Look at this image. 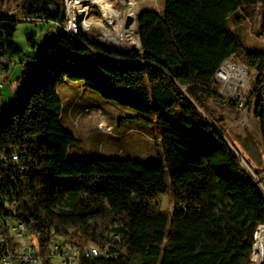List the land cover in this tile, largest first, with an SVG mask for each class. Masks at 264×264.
<instances>
[{"label":"trees","instance_id":"obj_1","mask_svg":"<svg viewBox=\"0 0 264 264\" xmlns=\"http://www.w3.org/2000/svg\"><path fill=\"white\" fill-rule=\"evenodd\" d=\"M22 3L42 23L64 17V0ZM257 4L264 0H164L161 13L138 17L141 46L127 56L91 42L81 28L71 35L49 22L60 33L36 59L27 93L0 108V216L3 200L15 203L14 219L41 252L56 239L107 249L80 264H254L264 190L250 145L264 153V50L247 49L235 28ZM2 21L19 20L0 18V53L12 57L20 53L12 42L15 28ZM231 57L255 70L247 105L262 147L253 139L230 141L220 129L222 114L209 106L241 113L213 79ZM65 81L135 111L130 119L157 122L171 211L157 202L168 191L161 160L68 159L81 142L59 120L58 84ZM14 153L20 163L12 161Z\"/></svg>","mask_w":264,"mask_h":264},{"label":"rangeland","instance_id":"obj_2","mask_svg":"<svg viewBox=\"0 0 264 264\" xmlns=\"http://www.w3.org/2000/svg\"><path fill=\"white\" fill-rule=\"evenodd\" d=\"M133 1L107 0V4L103 3L101 6L103 9V6L109 4L111 11L120 12V16L124 17L123 15L126 16L133 9L130 6ZM163 6L164 0H139L136 13L143 10L161 13ZM0 8L5 9L6 14L12 18L22 15V10L18 7L16 0H0ZM90 8L86 19L91 24L89 31H86L87 38L90 41H98L99 45L114 51L109 45L114 46L111 42L112 39L118 37V34L116 31L115 34L109 31L106 23L108 17L100 7L92 5ZM137 19L138 16L136 17L137 32L133 31L134 37L132 34L127 36L129 41L127 55L134 54L140 48ZM2 22L15 28L12 42L14 48L20 50V53L12 55L10 66L4 71L3 76H0V81L3 83V87L0 89L1 109L27 93L36 59L41 55V50L45 45L60 33L58 28L49 23L19 20L13 25L9 21ZM109 26H113V24L109 22ZM235 29L243 35L247 49L251 51L264 50V32L259 31V29H264V6L261 4L254 6L250 14L247 15V20ZM252 71L254 75L255 70L252 69ZM250 89L251 87H248L245 93L246 102ZM58 93L62 105L59 120L64 129L72 131L81 142L80 148L71 149L68 152V159L84 157L88 159L131 158L145 165L161 160L166 168L168 191L161 194L157 198V202L160 210L171 211L173 193L157 122L154 121V124L146 125L130 119L129 117L137 114L135 111L102 98L97 92L78 82L65 81L58 84ZM209 106L213 111H218L219 115L222 114L224 120L220 129L229 137L230 141L238 143V141L249 142L253 139L262 147L259 123L252 116V111L248 110L247 103L246 109L237 114L238 116L223 114L213 102H210ZM152 118L155 120L154 117ZM250 148L255 160L253 165L259 169L258 178L261 181L260 186L264 190V158L259 153V150L263 153V149H258L254 144H251ZM242 165L250 170L244 161H242ZM261 228L262 226L258 233ZM253 258L251 260L256 264V260Z\"/></svg>","mask_w":264,"mask_h":264},{"label":"built area","instance_id":"obj_3","mask_svg":"<svg viewBox=\"0 0 264 264\" xmlns=\"http://www.w3.org/2000/svg\"><path fill=\"white\" fill-rule=\"evenodd\" d=\"M78 1H93V7L98 6L102 11V4H107V0H64V17L61 21L49 20V22H58V28L67 30L71 34V25L73 12L76 10ZM116 3V2H115ZM22 10V15L17 20H29L31 22H40L38 17L28 16L23 11V3L17 4ZM109 5V4H108ZM110 6V5H109ZM91 8H85V16L82 17V27L86 31L90 29V23L86 21ZM116 11V8H114ZM113 9V10H114ZM133 14L132 25L128 22L127 29L133 36L136 31V17ZM9 17L5 9L0 8V18ZM108 17V16H107ZM109 31H117V26H109ZM124 27V26H123ZM137 32V31H136ZM74 35V34H71ZM134 37V36H133ZM111 41V40H110ZM11 64V57L0 55V76H3L5 69ZM253 75L252 69L231 57L224 60L214 74V81L218 85L219 93L224 97H231L236 101V107L243 112L246 107V90L250 87V78ZM3 83L0 81V89ZM4 157L0 156V185H2L3 174L1 165ZM12 161L20 163L18 154H12ZM22 170V165H19ZM5 212L0 216V264H80L82 260L97 256L106 255L107 249L89 248V246L80 247L71 242L51 241L47 248L41 252L36 238L29 232L27 227L14 219L13 214L17 207L15 203L9 200H3Z\"/></svg>","mask_w":264,"mask_h":264},{"label":"bare ground","instance_id":"obj_4","mask_svg":"<svg viewBox=\"0 0 264 264\" xmlns=\"http://www.w3.org/2000/svg\"><path fill=\"white\" fill-rule=\"evenodd\" d=\"M146 1V0H144ZM17 4H22V0H16ZM93 1H78V5H76V10L73 12L72 17V25H71V34H77L78 31L83 29L82 27V17L85 16V8H90L93 4ZM139 3V0H134L132 3H130V6L133 8L130 10V12L124 17H121V13L114 12L110 10V7L108 5L103 6L104 12L106 14V17L108 16L109 22L113 24V26H117L116 33L118 34V37H115L112 39L111 43L114 44V46L109 45L111 48H114L117 51L126 52L129 46V41L127 40V36L131 33L128 32L127 25L128 22L130 25H132V18L133 14L139 15V13H136V6ZM55 26H58V22H51ZM124 26V27H123ZM67 32V30H64ZM83 31L86 32L85 29ZM68 33V32H67ZM2 55V53H0ZM23 168V167H22ZM89 248H98L97 245L89 246ZM255 254V257H254ZM253 254V257L256 260V264H264V226H262L259 233H257L256 236V245H255V252ZM253 258V260H254Z\"/></svg>","mask_w":264,"mask_h":264},{"label":"water","instance_id":"obj_5","mask_svg":"<svg viewBox=\"0 0 264 264\" xmlns=\"http://www.w3.org/2000/svg\"><path fill=\"white\" fill-rule=\"evenodd\" d=\"M146 11H149V10H143L142 12L139 13L138 17H139L141 14H143L144 12H146ZM91 42L96 43V44H100V43H98V41H95V40H92ZM140 46H141V43H140ZM112 49H114V48H112ZM113 52L116 53V54L122 55V56H127V52H121V51H117V50H115V49H114ZM258 230H259V227H258V229H257L256 236H257ZM255 245H256V238H255V243H254V245H253L252 258H253V254H254V252H255Z\"/></svg>","mask_w":264,"mask_h":264},{"label":"crops","instance_id":"obj_6","mask_svg":"<svg viewBox=\"0 0 264 264\" xmlns=\"http://www.w3.org/2000/svg\"><path fill=\"white\" fill-rule=\"evenodd\" d=\"M6 69H7V68H6ZM6 69H5V70H6ZM70 132H72V131H70ZM72 133H73V132H72ZM73 134H74V133H73Z\"/></svg>","mask_w":264,"mask_h":264}]
</instances>
